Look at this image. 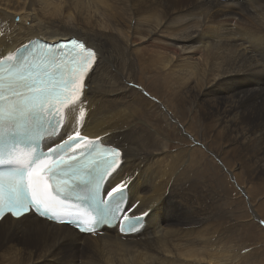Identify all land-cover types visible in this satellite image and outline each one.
<instances>
[{"label": "bare ground", "instance_id": "6f19581e", "mask_svg": "<svg viewBox=\"0 0 264 264\" xmlns=\"http://www.w3.org/2000/svg\"><path fill=\"white\" fill-rule=\"evenodd\" d=\"M219 1L247 10L237 15L214 0H0V60L35 38H75L97 51L85 92L66 113L82 136L113 137L134 213L151 211L141 242L5 219L0 264H238L219 205L227 200L231 216L232 205L246 204L264 228V0ZM136 74L142 92L131 83ZM143 110L153 115L148 128L137 123ZM175 139L188 149L175 152ZM203 149L227 173L224 184L189 174Z\"/></svg>", "mask_w": 264, "mask_h": 264}, {"label": "snow or ice", "instance_id": "6c2138e0", "mask_svg": "<svg viewBox=\"0 0 264 264\" xmlns=\"http://www.w3.org/2000/svg\"><path fill=\"white\" fill-rule=\"evenodd\" d=\"M46 47L56 51L43 52L40 60L27 57L18 63L0 60V143L16 134L40 136L41 131L35 126L54 114L59 119L55 120L53 131L65 117L73 121L72 111L62 113L60 107L67 106L69 101L73 104L80 101L85 78L97 61V53L76 39ZM84 115V109H80V116ZM121 164L119 147L91 140L75 131L59 144L36 153L26 167L0 175V220L27 219L30 214L54 219L65 210L70 197L92 199L99 183L106 182ZM130 180L131 177L122 180L107 198L123 191ZM134 211L135 208L129 210ZM129 212L115 215L97 212L92 218V228L78 224L76 227L80 232H92L99 222L122 216L127 230L132 231L139 226L140 218L129 216ZM144 215L147 211L141 213Z\"/></svg>", "mask_w": 264, "mask_h": 264}, {"label": "rangeland", "instance_id": "374dc122", "mask_svg": "<svg viewBox=\"0 0 264 264\" xmlns=\"http://www.w3.org/2000/svg\"><path fill=\"white\" fill-rule=\"evenodd\" d=\"M214 1H217L223 5L231 6L236 11L237 15H241L245 10H247V9H244V7H242L241 5H231V4L220 2L219 0H214ZM231 29H233V25H231ZM234 35L236 38L235 33H234ZM237 41H238V39H237ZM255 60H256V58H255ZM144 81H145V79L141 78V75L136 74L134 76V78L132 79L131 83L135 86L137 91L139 89V92H142L140 90L141 85H143L145 88L147 87V84ZM148 94H151V92L148 91ZM140 110H141V108H140ZM143 112H145V113H143ZM142 113H143L142 115H137V123H139L143 127L148 128L146 126V124L148 123V120L151 119L150 115H152V113L146 112L144 110L142 111ZM139 120L141 122H139ZM173 139H174V137H173ZM176 139H177V137H176ZM176 139H175V141H172V145L174 146L173 149L175 150V152L176 151L179 152L181 148H185V149L187 148V146L185 145L187 143L185 141L180 143V142H178V140L176 141ZM202 151L204 152L203 155H200V154L197 155V157H198L197 159L200 162L199 165L197 167L192 168V169H194V171L189 170L188 171L189 174L192 175V177L198 176V178H199L198 181L201 180L200 182H202V183L205 181V183L207 182L209 184H212L214 182L215 185L224 184L226 182L225 176H227V175L224 176L223 172L225 174H227V173L219 167L220 165L216 162V160L206 150L203 149ZM189 158H190V156L188 155L186 162L189 160ZM216 165L219 168L218 170L220 172L218 170H216V167H215ZM197 170L200 172L198 173ZM215 172H217V173L215 174ZM196 173L198 175H196ZM231 178H230V181L233 180ZM205 185L207 186L208 184H205ZM234 188H235L236 193H235V196L232 198L233 199L232 201L237 202L241 198H243V196L241 195L240 191L236 187H234ZM228 204H229V202L227 200H223L220 203V205H219L220 213H221L220 215H222L224 217V221L232 222L231 223L233 225L232 229H233L234 235H235L234 236L235 242L232 244V248H237V250L240 252V261L238 260L239 261L238 264H264V228L259 226L257 222L255 224V221H251L250 218H252V215H251L252 213L250 212L251 210H247V207L245 206L246 204H244V203L240 204L239 203L238 205H232L233 214L231 216H229L227 213L228 211H230L229 210L230 205H228ZM261 216H262L261 219L264 221V218H263L264 216L263 215H261ZM242 225H243V227H242ZM263 226H264V224H263ZM19 246H22V245L19 244ZM224 256H225V254L222 255L223 259L225 258ZM81 260L82 259H80V262H81Z\"/></svg>", "mask_w": 264, "mask_h": 264}]
</instances>
